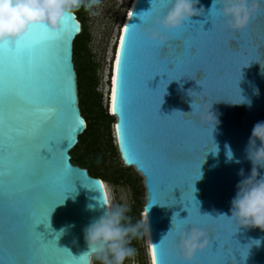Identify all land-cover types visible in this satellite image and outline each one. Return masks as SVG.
I'll return each mask as SVG.
<instances>
[{"label": "water", "instance_id": "95a60500", "mask_svg": "<svg viewBox=\"0 0 264 264\" xmlns=\"http://www.w3.org/2000/svg\"><path fill=\"white\" fill-rule=\"evenodd\" d=\"M200 6L204 13L192 17L182 29L165 33L168 41L161 46L143 33L149 25L137 26L139 16L150 10V0H133L120 28V36L128 28L120 70L122 131L127 126L128 145L118 135L121 116L119 110L111 111V99L107 109L115 118L122 163L133 166L142 177L145 195L140 216L146 219L148 235L144 223L142 228L149 264V248L155 249L157 264H184L172 241L176 226H191L194 221L208 233L210 242H219L220 256L201 251L192 264H238L239 254H249L246 264H264L260 229L237 232L236 223L226 217L199 216V207L201 215L230 216V202L243 179L237 173L241 168L245 177L250 173L244 149L253 125L264 121V13L254 16L242 32L228 31L216 20L214 30L204 34L201 29L207 32L212 27V0H199L197 9ZM67 17H71L67 31L50 43L59 63L50 62L44 75L42 107L51 111L42 122L27 116L18 121L20 135L0 126V264H80L79 256L88 251L84 229L107 210L99 203L103 181L71 161L70 151L86 121L73 59L81 23L76 14ZM188 92L206 110L212 105L218 120L215 128L187 114L192 111ZM208 118L214 125V118ZM9 135L13 147L6 151ZM9 152L14 153L11 165ZM172 216L174 227L164 237ZM187 216V222L180 220ZM41 221L46 228L40 224L34 232L32 224ZM249 238L260 239L261 244L248 252L240 244H247Z\"/></svg>", "mask_w": 264, "mask_h": 264}, {"label": "clouds", "instance_id": "9594fccd", "mask_svg": "<svg viewBox=\"0 0 264 264\" xmlns=\"http://www.w3.org/2000/svg\"><path fill=\"white\" fill-rule=\"evenodd\" d=\"M100 3L101 0H0V45L15 44L38 28L57 33L61 30L65 17L74 15L81 9L90 16L97 15L95 9ZM150 3V10L139 16L141 23L137 26L149 25L144 28L143 33L148 40L161 46L168 41L165 33L182 29L192 17H199L202 12L204 13L203 6L199 9L196 7L199 0H150ZM210 12L215 14L216 19L222 22L228 31L242 32L249 27L254 16L264 13V0H212ZM189 96L192 97L190 104L192 111L187 114L195 115L205 125L215 128L218 120L211 112L212 105L206 110L203 104H197L194 97ZM248 103L250 106V102ZM175 112L180 111L173 113ZM209 116L214 118V125ZM244 154L245 159L251 164V169L247 177L243 168L237 173L243 179L237 183L235 196L230 202L231 215L219 214L215 218L209 214L201 215L199 207V216L212 219L226 217L236 223L237 232L240 229L251 228H258L264 232V174L260 171L264 170V121L253 125ZM227 157L228 160H233L230 149ZM235 162L240 163L239 160ZM113 199L112 189L105 187L103 199L99 203L106 205L107 210L84 229L88 251L79 256L80 264H93V261H100V264H124L126 260H131L135 264L137 252L130 245L133 239L140 237L144 221L130 223V218L126 215L129 205L123 190L119 197L122 203L114 204ZM88 207L92 208L91 205ZM187 219L188 216L180 220ZM173 227L172 216L171 229L164 237L172 232ZM176 231L177 236L173 237L172 241L173 248L184 264H192L195 255L209 247V235L195 221L191 226H176ZM260 244V239L249 238L247 244L240 246L242 249L248 248L249 252L252 246L259 247ZM148 253L151 264H155L152 248L148 249ZM248 255L239 254V261L236 259L238 264H246Z\"/></svg>", "mask_w": 264, "mask_h": 264}, {"label": "snow or ice", "instance_id": "6c2138e0", "mask_svg": "<svg viewBox=\"0 0 264 264\" xmlns=\"http://www.w3.org/2000/svg\"><path fill=\"white\" fill-rule=\"evenodd\" d=\"M70 19L71 17L64 18V27L57 33H50L45 29L38 28L32 30L27 37L15 44L0 45V126L6 125L10 132L15 131L17 135L21 134L18 121L22 120L25 116L35 117L36 120L42 122L46 113L51 111L50 109L42 107L44 102L43 93L46 88L44 75L48 71L50 62L59 63V58L51 50L50 43L64 35L68 29V21ZM210 20L212 27L207 32L201 29L204 34L214 30L215 21L217 20L214 13H211ZM127 31L128 28L125 27L120 36V44L116 52L115 67L112 76L111 93V111L116 112L119 110L121 116L118 135L123 145H128V130L127 126H125L122 131L124 98L121 91L120 70L122 60L125 56V45L128 39L126 35ZM36 120L32 121L34 126ZM6 139L8 143L4 147L7 151L13 147V143L10 135ZM13 155L14 153L9 152V165H11V157ZM60 199H63V197ZM187 220L184 222H187ZM38 224L45 226L43 221L39 223L34 222L31 228L36 233H38L36 231ZM214 243L218 245L215 249H213ZM208 250L214 256L219 257V242L216 240L211 241L209 247L204 251ZM152 254L155 264H157L155 249H152Z\"/></svg>", "mask_w": 264, "mask_h": 264}, {"label": "rangeland", "instance_id": "374dc122", "mask_svg": "<svg viewBox=\"0 0 264 264\" xmlns=\"http://www.w3.org/2000/svg\"><path fill=\"white\" fill-rule=\"evenodd\" d=\"M131 0H101L100 5L95 11L97 15L90 16L83 9L80 10L84 22L86 25V32L79 39L78 46V62L83 71L84 76V95H85V109H90V106L94 104L95 97L93 94V80L94 69L92 68V62L96 65L95 74L98 78L97 89L102 94V105L106 109L107 107V94L109 90V76H110V65L111 59L113 58V53L115 50V43L118 38L119 29L121 27L122 21L125 14L130 6ZM109 115L110 112L107 109ZM114 123L110 124L111 137L113 139V144L117 147L115 134H114ZM118 151V149H117ZM82 152L75 151L74 160L82 158ZM108 158V157H107ZM107 165L111 168L120 167L124 165L120 158L119 152L116 158H108ZM132 174H137L141 177L139 173L131 167ZM105 187L111 188L113 192V203L120 204L122 201L119 199L121 190L124 191L129 207L133 202V193L129 185L125 183H120L119 185H111L108 182H104ZM143 184V181H142ZM145 195V194H144ZM144 205V196L142 197ZM143 207V206H142ZM141 220V217H140ZM136 244V256L138 254L144 259V264H149L148 254L146 250V244L143 235V228L141 229V235L139 238L134 239ZM126 260L125 262H127ZM93 264H97V261H93Z\"/></svg>", "mask_w": 264, "mask_h": 264}, {"label": "trees", "instance_id": "16d2710c", "mask_svg": "<svg viewBox=\"0 0 264 264\" xmlns=\"http://www.w3.org/2000/svg\"><path fill=\"white\" fill-rule=\"evenodd\" d=\"M75 14L81 23V32L74 39L73 59L77 74L79 106L86 121V128L79 135L77 145L70 151L71 161L73 164L86 168L89 174L101 179L103 182H108L111 185H119L120 183L129 185L133 193V202L126 215L130 218V223L135 224L140 220V214L143 208L142 197L144 196L145 189L142 184V177L137 176V174H132L130 172L131 167L120 165V167L111 168L110 165H107L108 158H116L118 156L117 147L113 144L110 132V124L113 122L114 117L109 115L106 107L104 108L102 105V94L97 89L98 78L95 74L96 65L93 62L92 68L94 69V75L92 77V89L95 101L90 106V109L86 110L84 107V76L78 62L77 54L79 39L85 34L86 25L80 11ZM76 150L82 152V158L76 159L73 162ZM130 246H136L134 239L131 241Z\"/></svg>", "mask_w": 264, "mask_h": 264}, {"label": "bare ground", "instance_id": "6f19581e", "mask_svg": "<svg viewBox=\"0 0 264 264\" xmlns=\"http://www.w3.org/2000/svg\"><path fill=\"white\" fill-rule=\"evenodd\" d=\"M133 2V0H131L130 1V3H132ZM130 6H131V4H130ZM130 6H129V8H130ZM129 8H128V10H129ZM128 10H127V12H128ZM126 12V13H127ZM125 17H126V14H125ZM124 23V19H123V22H122V24ZM122 26L123 25H121V27L120 28H122ZM119 36H120V29H119V33H118V38H117V41H116V43H115V49H116V46L118 45V40H119ZM115 58V50H114V53H113V58L111 59V65H110V76H109V83H110V85H109V90H108V94H107V107L109 108L110 107V105H109V100L111 99V97H110V93H112V90H111V87H112V84H111V77H112V69H114V67H113V62H114V59ZM111 103V102H110ZM110 114H112L111 112H110ZM114 130H115V128H114ZM131 167H133V166H131ZM104 183V182H103ZM104 185H105V183H104ZM144 224H145V227H146V219H145V216H144ZM145 231H146V235H148V232H147V227L145 228ZM147 242H149V240H148V238H147ZM148 248H149V246H148Z\"/></svg>", "mask_w": 264, "mask_h": 264}, {"label": "flooded vegetation", "instance_id": "af4514ba", "mask_svg": "<svg viewBox=\"0 0 264 264\" xmlns=\"http://www.w3.org/2000/svg\"><path fill=\"white\" fill-rule=\"evenodd\" d=\"M76 165V164H74ZM79 166V165H78ZM81 167V166H80ZM91 175V174H90ZM92 176V175H91ZM95 177V176H93ZM136 249V246L134 247ZM97 264H100V261H97ZM124 264H133L131 260H128L127 262H124ZM135 264H144V259L141 256V254H138L137 259L135 260Z\"/></svg>", "mask_w": 264, "mask_h": 264}]
</instances>
